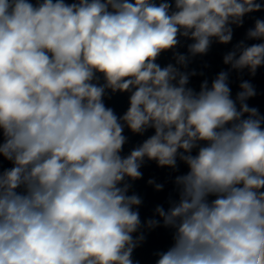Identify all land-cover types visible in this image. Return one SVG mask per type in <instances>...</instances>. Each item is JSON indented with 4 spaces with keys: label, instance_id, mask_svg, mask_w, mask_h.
I'll return each instance as SVG.
<instances>
[{
    "label": "clouds",
    "instance_id": "clouds-1",
    "mask_svg": "<svg viewBox=\"0 0 264 264\" xmlns=\"http://www.w3.org/2000/svg\"><path fill=\"white\" fill-rule=\"evenodd\" d=\"M256 13L264 0H0V264H140L161 226L154 264H264V114L243 79L264 68ZM245 18L227 70H190ZM147 162L172 191L142 220Z\"/></svg>",
    "mask_w": 264,
    "mask_h": 264
},
{
    "label": "water",
    "instance_id": "water-1",
    "mask_svg": "<svg viewBox=\"0 0 264 264\" xmlns=\"http://www.w3.org/2000/svg\"><path fill=\"white\" fill-rule=\"evenodd\" d=\"M256 16L264 18V13H256ZM252 26V20L245 18V24L242 28H234L233 41L228 45H221L213 43L209 53L203 57L194 58L189 68L204 71L205 76L211 80L219 71L227 70L226 65L223 64V55L230 51L232 46L239 40L244 38L245 31L248 27ZM254 41H249L253 43ZM181 52H186V48H181ZM170 56L166 55L162 57L161 63H167ZM207 64L208 67H203ZM204 77L195 76L190 78V86L198 89L199 84ZM232 84L233 94L238 90L239 80L237 74L233 72L230 77ZM243 79H248L256 87L258 95L249 101L251 106L259 108L262 114H264V68L258 69L255 77H250L247 72L243 74ZM106 103L114 107L115 110L120 113L127 108V97L126 95L116 94L112 96L110 100H106ZM130 143L125 146V153L130 151L131 147L139 142L140 137L132 136L130 133ZM142 179L134 181L133 189L136 194L142 198V205L139 208L141 219L146 220L154 215V209L157 205H162L165 208L168 207L167 198L169 193L172 191L171 182L168 180L169 172L168 169H161L157 167L154 162H147L141 169ZM181 171H186L183 165H181ZM154 179L157 183L164 184L162 191L157 192L152 185H148L147 181ZM145 235L147 237L145 243L134 251L133 257L138 260L140 264H154L156 257L153 255L158 250H166L172 243L170 233L167 229L162 226L148 231L145 229Z\"/></svg>",
    "mask_w": 264,
    "mask_h": 264
}]
</instances>
